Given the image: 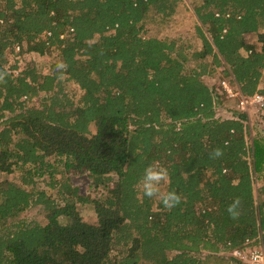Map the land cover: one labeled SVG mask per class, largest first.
Instances as JSON below:
<instances>
[{
  "label": "trees",
  "instance_id": "trees-1",
  "mask_svg": "<svg viewBox=\"0 0 264 264\" xmlns=\"http://www.w3.org/2000/svg\"><path fill=\"white\" fill-rule=\"evenodd\" d=\"M180 1L0 0V174L17 170L21 183L0 181V264H241L227 251L246 239L264 246V131L253 134L236 99L204 79L264 94V0H200L197 50L144 33L150 11L166 19ZM15 47L53 49L56 60L46 73L14 74ZM65 81L81 90L76 101ZM216 148L224 155L212 159ZM150 165L167 170L165 192L181 197L171 210L139 188ZM63 172L104 189L90 200L95 222L76 207L89 198L53 178ZM45 175L62 204L34 189ZM36 204L45 223L18 218Z\"/></svg>",
  "mask_w": 264,
  "mask_h": 264
},
{
  "label": "rangeland",
  "instance_id": "rangeland-1",
  "mask_svg": "<svg viewBox=\"0 0 264 264\" xmlns=\"http://www.w3.org/2000/svg\"><path fill=\"white\" fill-rule=\"evenodd\" d=\"M200 3V0H181L176 6L175 12L166 19H161L158 14L149 12L146 20L144 21V33L146 35L156 36L158 38H168V39H176L178 44L188 46L190 50H197L201 48V40L197 34L196 25L198 24L197 17L194 13L195 5ZM44 38V34H42L41 39ZM25 49V48H24ZM22 49L19 51L18 47H15L13 51L8 54V62L6 64L7 68L15 66L13 73L17 74L20 70L24 69L26 66H35L39 72L46 73L50 71V66L53 61L56 60V51L50 49L44 54L26 51ZM243 53H245L243 51ZM191 64V63H190ZM206 76L204 79L208 85L212 83L211 80ZM64 90L68 94L69 97L73 100H77L81 90L79 87L71 81L64 82ZM41 97V96H40ZM36 99L33 98L29 103L36 104ZM225 104V105H224ZM222 106L217 107L218 115L226 116L224 112H226L227 108L233 105L231 100H226ZM260 114L251 112L249 114V126L251 128V132L254 134L255 129L264 131V120L260 122L259 120ZM91 129H94V126L91 125ZM52 158H50L51 160ZM57 170H64L61 163L56 165ZM62 178H67L72 186L78 188V193L83 195L84 197H88L89 200L86 202L78 201L76 203L77 210L81 216V218L87 222H95L96 214L94 212L93 203L90 202L93 198H98L102 193H104V189L102 187H94L91 183V179L86 174H75V173H64L55 174L53 178L60 180ZM48 175L42 177H35L34 181L36 182L35 188L36 190H44L48 193V196L54 198L57 203H63L62 198L57 195L56 189L57 186H53L52 183L54 180ZM3 179L14 181L16 184L20 183V172L14 171L12 173H1L0 181ZM264 181V176L262 178ZM260 182V181H259ZM167 179L163 181L160 185V190L165 192ZM27 188H31V186H26ZM19 219H23L27 223H45L47 220L45 218V212L41 205H31L26 210L20 213ZM116 252L113 251L112 255ZM172 255V252L168 253ZM140 264H147L145 262H141Z\"/></svg>",
  "mask_w": 264,
  "mask_h": 264
},
{
  "label": "clouds",
  "instance_id": "clouds-1",
  "mask_svg": "<svg viewBox=\"0 0 264 264\" xmlns=\"http://www.w3.org/2000/svg\"><path fill=\"white\" fill-rule=\"evenodd\" d=\"M67 69V64L59 61L56 64V70L63 72ZM7 72L0 71V83H6ZM227 147V143L225 144ZM224 155L222 148H216L210 153V158L219 159ZM168 178V172L163 167L150 165L144 169L143 176L139 183V188L143 195L150 199H158L166 209L171 210L181 203V197L175 191L162 192L160 185ZM242 209V201L239 197L235 198L228 205L227 211L232 219H238Z\"/></svg>",
  "mask_w": 264,
  "mask_h": 264
},
{
  "label": "built area",
  "instance_id": "built-area-1",
  "mask_svg": "<svg viewBox=\"0 0 264 264\" xmlns=\"http://www.w3.org/2000/svg\"><path fill=\"white\" fill-rule=\"evenodd\" d=\"M216 84L218 87L215 91L219 94L224 93L228 98H235L236 107L247 113L248 120L251 112L264 115L263 93L257 92L251 96H245L236 85L229 83L226 79L216 81L215 78L214 80L212 78V83L209 86L213 87ZM263 120L261 121L263 122ZM227 253L240 261L241 264H264V246L252 244L250 239H246L241 245L231 248Z\"/></svg>",
  "mask_w": 264,
  "mask_h": 264
},
{
  "label": "crops",
  "instance_id": "crops-1",
  "mask_svg": "<svg viewBox=\"0 0 264 264\" xmlns=\"http://www.w3.org/2000/svg\"><path fill=\"white\" fill-rule=\"evenodd\" d=\"M244 39L249 44H257V37H256V34L253 32L245 33Z\"/></svg>",
  "mask_w": 264,
  "mask_h": 264
}]
</instances>
